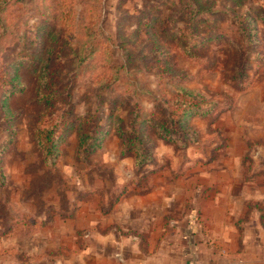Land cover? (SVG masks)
<instances>
[{"label": "rangeland", "instance_id": "1", "mask_svg": "<svg viewBox=\"0 0 264 264\" xmlns=\"http://www.w3.org/2000/svg\"><path fill=\"white\" fill-rule=\"evenodd\" d=\"M188 1L202 10L187 14L186 0H0V264L38 254L64 264H264V23L240 64L232 38L197 56L174 39L156 47L151 9L185 35L192 16L235 31L234 0ZM241 1L251 17L264 9ZM21 57L30 62L16 71ZM16 72L21 90L11 94ZM193 100L198 112L184 116ZM137 112L149 118L131 131ZM89 114L104 129L92 151L78 129ZM68 118L48 154L42 131Z\"/></svg>", "mask_w": 264, "mask_h": 264}, {"label": "trees", "instance_id": "2", "mask_svg": "<svg viewBox=\"0 0 264 264\" xmlns=\"http://www.w3.org/2000/svg\"><path fill=\"white\" fill-rule=\"evenodd\" d=\"M233 2V10L235 11L234 20L232 21L233 24H236L235 31H231L227 28L229 26H223L219 25V19H207L206 18H200L198 22H194V17H190L189 22L187 23L190 25V27L194 26L195 29H193L191 32L189 31V34L185 35L182 31L180 32L179 29H174V27L171 26V23L169 22V18L165 17L163 15L162 11L152 13L153 9L149 10V19L146 20L145 24L146 26L150 25V27L153 29L151 36L152 40L156 47H160L159 41L164 37L167 40L174 39L178 42V44H181L183 51L188 54L189 56H197L199 54L200 48L202 46H205L206 44L212 42V41H219L223 38H232L233 39V45L237 54V62L240 64L242 60H244V55L246 53V50H252L254 47H256L254 43V39L256 38V23H259V21L264 23V9L255 10L256 15L251 17V14L249 12L244 11V4L241 0H234ZM201 1H197V3H189L188 0H186L185 9L187 14H191L195 9L197 11L202 10V3ZM198 5V7H197ZM237 7V9H236ZM240 7V8H238ZM183 8V9H184ZM204 10V9H203ZM182 19V18H181ZM174 20V19H173ZM224 21H221L222 23ZM209 23L206 25L208 29L204 30V27L202 25ZM186 24V23H185ZM186 24V25H187ZM186 32V29H185ZM53 38V36H52ZM55 38V37H54ZM163 40V39H162ZM159 52H156L158 54ZM248 59V57H247ZM30 61L28 59L21 57L20 59L15 60V66L16 71L18 70V67L20 65L23 66V64H27ZM46 71L44 72L46 76L50 75L52 76L55 72V67L53 66V61L49 62L47 59L46 66H44ZM17 72L16 76L12 78L11 87H9L8 91L10 90V93L13 94L16 91H20L21 87L16 84L18 83L17 79ZM53 96L52 93H48L47 91L44 92V95L42 97V101L45 100V106H51V100L50 97ZM106 99V98H105ZM119 104V102H118ZM111 113L108 119L110 121H113L116 125L119 123V120H123L122 115L119 113L120 106L118 108V105L115 104L114 101L111 103ZM199 110V104L198 101L193 100L189 103V106L186 110H184V116H191L192 114H196ZM143 112H137L135 115H131V125L132 129L131 131H136L138 125L143 121V119L146 117L143 115ZM149 118V116L147 115ZM146 117V118H147ZM96 117H93L92 115H88L87 122L86 123H79L78 129H79V139H80V146L84 148V150L92 151L98 146V139L100 134L103 132V125L100 124V121ZM185 118L182 117V120ZM141 120V121H140ZM70 122L71 119L68 118L63 122L61 119H57L56 123L52 125L51 127H48V129L42 131L45 133L43 137H39L38 143L45 147L48 154L54 153V147L52 144V135L56 132V130H59L58 125H63L66 122ZM82 121V119H81ZM163 121L156 122V126H159L158 128L163 129L164 132H168V134L171 135L172 130L169 126H166L163 124ZM83 124V127H81ZM58 126V127H57ZM93 126V128L91 127ZM120 131L121 135L125 137V140L128 142L133 141L132 132L131 136L129 135V131H126L122 125H120ZM170 132V133H169ZM141 140V139H139ZM50 143L49 147L48 144Z\"/></svg>", "mask_w": 264, "mask_h": 264}, {"label": "crops", "instance_id": "3", "mask_svg": "<svg viewBox=\"0 0 264 264\" xmlns=\"http://www.w3.org/2000/svg\"><path fill=\"white\" fill-rule=\"evenodd\" d=\"M50 256V254H48ZM30 255H27L26 258L27 260L31 257H29ZM49 256H43L42 257V254H38L35 258L38 259L39 261H37V263H30V264H64L60 261V259H55L54 257H49ZM94 256V255H92ZM140 256V254H139ZM46 257V258H45ZM134 258V257H133ZM113 261V260H112ZM138 259H133L132 260V264H137L138 263ZM121 262V261H120ZM122 263V262H121ZM26 264V263H25ZM104 264H113V263H109L108 260H105V263ZM123 264V263H122Z\"/></svg>", "mask_w": 264, "mask_h": 264}]
</instances>
